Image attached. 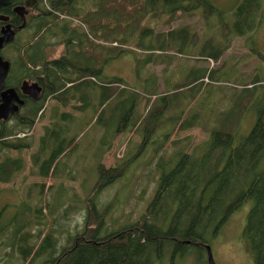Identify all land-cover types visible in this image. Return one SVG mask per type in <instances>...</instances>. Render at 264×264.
<instances>
[{
  "label": "trees",
  "instance_id": "obj_1",
  "mask_svg": "<svg viewBox=\"0 0 264 264\" xmlns=\"http://www.w3.org/2000/svg\"><path fill=\"white\" fill-rule=\"evenodd\" d=\"M20 1L22 0L15 2ZM263 2L264 0H243L236 12L232 13V22H227V17L223 20L217 18L222 21L221 35L223 34L227 45L212 47L209 44L207 46L210 52L205 56L213 61H219L233 37L247 36L249 32L258 29L261 22L257 23L256 18L262 12ZM118 3L120 1L98 0L95 10H89L81 16L80 13H83L84 9L78 10L75 5H70L65 0H52L50 5L55 11L73 10L74 13L71 15L80 17L78 19L82 22L78 23L80 25L76 24L77 26L71 23L69 26L66 23L57 24L59 19L57 15L51 14L50 17L49 13L42 14L35 34L36 36L41 34L43 42L49 30H51L49 38L55 32L66 34L68 30L72 45L64 47L67 57H59L57 61L45 63V76H40L36 71L32 73L33 70L30 68L36 67L43 60L41 50L32 45L27 50L28 55L23 59L22 79L39 81L44 87L42 99L31 102L32 104L24 108L27 115L23 118L21 115L14 117L20 123L18 127L34 128L35 121L43 119L45 105L49 100L57 101L60 107L70 110L60 112L58 107L54 108L55 121L52 123L51 131L46 130V135L41 141L40 154L33 157L35 165L38 166L37 175L40 177H54L58 171L59 158L78 144V136H73L69 141L65 139L66 133L70 132L78 121L88 114L91 117L89 122L97 123L109 115L110 122L106 124L105 134L98 147L99 153L96 155L99 178L93 189H88L84 184L86 199H89V193L97 197L96 194L114 184L123 175L121 166L106 169L101 164L103 155L111 150L122 133L134 129L135 133L140 134L141 152L150 145H165L164 141L171 133L161 135L159 131L170 107V100L183 91L196 94L195 89L205 85L200 81L206 77V71L198 70L194 77L189 75L185 82L175 86L173 91L160 98L159 105L151 108L149 104L151 98L155 97V101L158 100V94L154 93L158 88V78L151 75L147 78L152 81L153 88L145 95V98L150 95V99L146 100L145 112L140 113L139 103L142 95L128 94L125 88H121L123 80L104 74L110 61L117 57H113L112 49L120 50L118 44L126 43L125 40H118V35L125 34L129 40L138 23L160 14L175 22L202 8L206 26L211 24L213 13L218 17H225L218 14L219 9L211 0H137L135 4L138 10L137 26L133 24L128 29L119 23L115 12H111ZM5 14L10 16L9 13ZM11 22L19 24L20 20L15 17ZM84 25L88 26L89 31ZM74 27L80 32H74ZM147 31L143 30L142 33ZM185 32L184 28L169 31L167 33L169 40L163 37L159 43L163 49L161 52L169 50L172 43L179 40ZM252 38L249 37L248 40L251 42ZM104 43L109 45L106 46ZM113 43H117V47L112 46ZM251 47L253 49L252 45ZM258 55L264 61V54ZM88 59L93 61L89 63ZM17 69V65H14V73ZM209 78L216 80L215 72H212ZM22 79L19 85L23 82ZM19 85L10 86L17 89ZM241 86L242 91H234L232 94L233 106L227 113L207 111L201 116L194 111L193 115H190L191 107L190 110L183 108L170 119L173 128L179 124L178 129L182 131L195 126L206 129L209 132V139L200 147L201 155L197 151L193 154L180 152L178 155H181V158H177L179 159L177 164L167 171L164 168L153 202L135 225L101 237L100 225L105 214L101 219L96 203H90L97 215L96 218L94 217L91 224L87 221L83 232L72 235L68 244L59 251L57 239L49 230L40 229L36 236L24 232L32 221L44 226L42 223L44 211L51 216L59 214L50 202H46L49 206L45 207L40 203L35 214L37 216L33 218H25L24 213L22 215L19 210L7 224H2V215L6 211L3 208L0 211V249L6 247L17 250L23 264H33L37 261H41V264H130L131 259L135 264H152L151 259L155 261L160 258V253L164 250L171 251L170 259H180L184 258L191 248L204 252L203 244H210L207 241L208 233L213 231V237H216L227 220L245 203L251 202L242 236L250 247L255 264H264V73L256 75L250 82H241ZM128 98L133 100L132 107L127 119L117 125V108L120 104H125L120 101H127ZM161 101H164V104L160 103ZM74 112L80 113L81 116L76 118ZM246 112L254 114L256 122L251 132L244 136L241 130ZM151 113L154 120L144 134L142 126ZM219 116L220 118H217ZM16 133L17 129L7 126L0 132V151L18 150L22 153L24 150L32 149L29 139H6ZM26 167V160L22 156L6 157L0 162V184L13 183ZM40 187L42 199L45 196L44 185ZM28 197H31V192L28 193ZM116 203L118 198L105 212L108 213ZM91 213L90 209L89 218ZM9 230L13 232L7 244L6 235ZM34 237L38 244H31L30 238ZM196 243L199 245H195Z\"/></svg>",
  "mask_w": 264,
  "mask_h": 264
},
{
  "label": "rangeland",
  "instance_id": "obj_2",
  "mask_svg": "<svg viewBox=\"0 0 264 264\" xmlns=\"http://www.w3.org/2000/svg\"><path fill=\"white\" fill-rule=\"evenodd\" d=\"M51 1H41L43 15L46 13H49L50 17H52L51 14L57 15L59 18L57 24L68 21L69 24L76 25L82 22L78 19L80 17L71 15L74 13L73 10L55 11L50 5ZM116 1H120V3L111 12H115L119 23L128 29L133 24L137 26L138 10L137 5H135L137 0ZM242 1L211 0V3L219 9L218 14L225 17H218L213 13L211 24L207 26L202 16L203 9L200 8L196 9L192 15L184 16L175 22L169 21V18L163 14L148 17L140 24L138 23L129 40L126 39L125 34L118 35V40H125L126 43L125 45L118 44L120 50L112 49L113 57L117 56L116 61H110L104 74L107 77L113 76L123 80L121 88H125L128 94L138 93L142 95L139 103L140 113L145 112L146 100L150 99V95L146 98L145 95H148L153 88L152 81L147 78L151 75H156L158 78V88L154 92L158 94V100L155 101V97L151 98L149 103L151 108L159 105V99L164 97L166 93L173 91L175 86L185 82L189 75L194 77L198 70L206 71V77L200 81L205 85H202L200 89H195L196 94L183 91L170 100V107L166 111L162 129L159 131L161 135L171 133V136L164 141L166 142L165 145H150L141 152L142 137L135 133L134 129L122 133L117 138L111 150L103 155L101 164L106 169L121 166L124 173L114 184L96 194L97 197H94L93 193H89V199H86L84 184L87 185L88 189H93L98 181L99 176L96 170L98 158L96 155L99 153L98 147L105 134L106 124L110 122L108 114L104 120L101 119L97 123L96 121L90 123L91 117L87 114L85 118L77 122V125L72 127L70 132L66 133L65 139L67 141L73 136H78V144H75V148L68 150L59 158L58 171L54 177L37 175L38 166L35 165L33 157L40 154L41 141L46 135V130L51 131L50 128L55 121L53 118L54 108L58 107L60 112L70 110L60 107L57 101L49 100L45 105L43 119L35 121L36 125L32 129L18 127L20 123L15 119L0 122V132L6 126L18 130V133L6 138L7 140L29 139L32 143V149L24 150L22 153L18 150L0 151V162L6 157L22 156L27 163L25 171L19 174L13 183L0 184V211L3 208L6 209L2 215V224L10 222L19 210H21L22 215L24 213L25 218H33L37 216L35 214L40 203H42V207H45L49 206L46 202H50L52 207L59 211V214L51 216L47 211H44L42 220L44 226H39L35 221H32L24 232L33 233L36 236L40 229L49 230L57 239L60 251L68 244L72 235L83 232L87 221L91 224L94 217L96 218L97 215L91 205L93 203H96V209L101 219L105 214L103 223L100 225L101 237L112 232L123 231L124 228L133 226L140 221L156 196L164 168L167 171L176 165L181 158V155H178L180 152L193 154L195 151H201L200 147L209 139V132L206 129L195 126L182 131L178 129L179 124L173 128L170 119L183 108L190 110L191 107L190 115H193L194 111L201 116L207 111H224L223 113H227L233 106L231 96L234 91H242L241 82H250L256 75L264 73V61L258 55L259 53L264 54V2L262 12L256 18L257 23L261 22L258 29L249 32L247 36L233 37L219 61H213L205 56L210 52L207 45L211 44L212 47L227 45L223 34L221 35L220 24L222 21L218 19L223 20L227 17V22H232V13L236 12L235 10ZM97 2L98 0H77L75 7L78 10L84 9V12L80 13L83 16L85 12L95 10ZM39 22L40 17L35 14L34 18L30 20V29L19 32L16 41L2 51L3 57L12 63L10 77L7 79L9 85H19V81L22 79L23 59L28 55L27 50L35 43L34 38ZM114 27L117 26L114 25ZM84 28L89 31L87 25H84ZM183 28L186 29V32L180 36L179 40L172 43L169 50L161 52L163 49L160 48L159 43L163 37L169 40L167 36L169 31ZM143 30L148 31L142 33ZM50 34L51 30L43 38V42L48 41L46 45L39 48L40 44H43L42 38H39L34 45L41 50L44 58L36 67L30 66V68L33 70L32 73L34 71L39 72L40 76H45L44 65L50 62L53 57H67L63 45L51 46L49 44L50 40L52 43L58 42L57 39L49 38ZM249 37H253L251 42L248 40ZM183 43L185 45H182ZM104 44L109 45V43ZM112 46L117 47V43H113ZM91 61L93 60L88 59L87 62L90 63ZM14 65H17L18 68L15 73ZM212 72H215L216 80L209 78ZM22 81L24 80L22 79ZM47 86L50 87L49 83ZM130 98L127 101H120L125 104H120L117 108V125L127 119L133 104V100ZM160 103L164 104V101ZM73 114L76 118L81 116L78 112ZM20 115L22 118L26 116L27 110L22 109ZM153 120L151 113L142 126L144 134ZM255 122V115L246 112L242 122V135L247 136L253 129ZM62 123L66 125L65 122L62 121ZM199 153L201 155V152ZM41 185H44L45 194L42 199L40 197ZM29 192H31L30 198L28 197ZM116 198H118V203L114 204L108 213L105 212ZM85 200H87V207L84 204ZM251 206V202L245 203L239 211L227 220L216 237H213V231L208 233L207 241L212 247L216 264H255L250 247L242 236ZM89 208L92 210L90 218ZM101 219L99 218V220ZM12 232L9 230L6 235L7 244L10 242ZM30 241L31 244L39 243L35 237L30 238ZM195 245L199 244L196 243ZM203 249L205 250L204 247ZM160 256L157 258L159 260L155 259V263L152 262V264H174L169 260L170 250H164ZM206 256V250L202 252L191 248L184 258L177 259L176 264H199L197 259L200 257L206 259ZM151 260L154 261L153 258ZM41 263V261H37L33 264ZM0 264L23 263L17 250L5 247L0 249Z\"/></svg>",
  "mask_w": 264,
  "mask_h": 264
},
{
  "label": "water",
  "instance_id": "obj_3",
  "mask_svg": "<svg viewBox=\"0 0 264 264\" xmlns=\"http://www.w3.org/2000/svg\"><path fill=\"white\" fill-rule=\"evenodd\" d=\"M67 1L71 2L72 0ZM11 2L12 0H0V8L9 6ZM34 4L35 2L27 7H33ZM14 10L22 20V25L18 28H15L14 25L10 23L9 16L0 17L1 21L6 22L0 36V122H7L18 114L20 109L25 105L24 98L28 97L34 101H38L43 97V87L38 81L25 80L22 82L19 90L6 87V81L10 75L12 64L2 56V51L15 42L17 33L23 30L27 25L26 7L19 6ZM206 252L208 263L216 264L210 245H206Z\"/></svg>",
  "mask_w": 264,
  "mask_h": 264
},
{
  "label": "flooded vegetation",
  "instance_id": "obj_4",
  "mask_svg": "<svg viewBox=\"0 0 264 264\" xmlns=\"http://www.w3.org/2000/svg\"><path fill=\"white\" fill-rule=\"evenodd\" d=\"M16 0H12V2H11V4L9 5V6H6V7H1L0 8V17H2V16H8V15H6L5 13H9L10 14V23H12L11 22V20H12V18H18L19 20H20V23L19 24H13L14 25V27L15 28H18L20 25H22V20H21V17L20 16H18V14L15 12V8L16 7H19V6H22V7H26V12H27V15H26V19H27V25H26V27L23 29V30H21V31H19V32H22V31H24V30H28V29H30V20L32 19V18H34V15L36 14L37 16H41L42 15V2H41V0H22V1H20L19 3H17V2H15ZM66 1V3H68V4H70V5H75V3H76V1L77 0H72L71 2H68L67 0H65ZM35 2V4H34V6L33 7H27L28 5H30L31 3H34ZM65 23L66 24H68V26H69V22L68 21H65ZM5 25H6V22H3V21H1L0 20V36H1V31H2V29L5 27ZM77 26V25H76ZM68 29H70V27H68ZM73 30H75L74 32H80V30L78 29V28H76V27H74V29ZM18 32V33H19ZM66 34H62L61 32H55L54 34H52L51 35V38L52 39H57L58 40V42L57 43H52V40H50L49 41V44L51 45V46H56V45H63L64 47H69L70 45H72V40H71V38H70V35H69V32H68V30H66ZM18 33H17V35H18ZM40 36H41V34H38L37 36H35V38H34V42H37L38 40H39V38H40ZM17 37V36H16ZM16 41V40H15ZM47 42L48 41H45L43 44H40V46H39V48H41L43 45H46L47 44ZM36 43H34L33 44V46L35 45ZM3 56V55H2ZM61 57V56H60ZM59 58V56L58 57H53L51 60H50V62H52V61H57V60H59L58 59ZM10 61V60H9ZM11 62V61H10ZM12 64V63H11ZM12 69V68H11ZM11 73V72H10ZM10 77V76H9ZM9 79V78H8ZM39 82V81H38ZM22 84V83H21ZM21 84L19 85V87L17 88V90H19L20 89V86H21ZM41 84V86L42 87H44L43 86V84L42 83H40ZM6 87L7 88H9V87H11L10 85L8 86V84H7V81H6ZM12 88H15V87H12ZM25 99V105H27V106H29L30 104H32L31 102H34V100H32V99H30V98H28V97H26V98H24ZM204 245V247H205V250H206V245H208V244H203ZM207 253V252H206ZM169 260H171V263H174V264H176V261H177V259H169ZM198 260V263L199 264H209L208 263V259H207V256H206V259H201V257L199 258V259H197ZM153 263H155V261H152ZM130 264H135V261L133 260V259H131V262H130Z\"/></svg>",
  "mask_w": 264,
  "mask_h": 264
},
{
  "label": "bare ground",
  "instance_id": "obj_5",
  "mask_svg": "<svg viewBox=\"0 0 264 264\" xmlns=\"http://www.w3.org/2000/svg\"><path fill=\"white\" fill-rule=\"evenodd\" d=\"M42 5H43V4H42ZM41 99H42V98H41ZM41 99H40V100H41ZM40 100H38V101H40ZM25 104H26V103H25ZM24 108H26V105H24V106L20 109V112H19L18 114H16L15 116H13L11 119H14V117L20 115L21 110L24 109ZM11 119H10V120H11ZM7 122H8V121H7Z\"/></svg>",
  "mask_w": 264,
  "mask_h": 264
}]
</instances>
